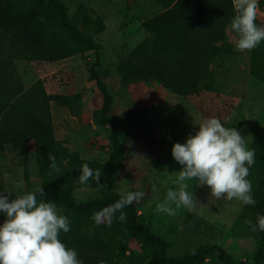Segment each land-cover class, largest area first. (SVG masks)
Here are the masks:
<instances>
[{"label": "rangeland", "instance_id": "obj_1", "mask_svg": "<svg viewBox=\"0 0 264 264\" xmlns=\"http://www.w3.org/2000/svg\"><path fill=\"white\" fill-rule=\"evenodd\" d=\"M57 1L66 7L69 19L78 24L79 30L94 40L98 54L90 51L56 62L15 61L24 87L41 80L47 93L79 94L81 101L68 107L51 103L54 136L66 149L56 161L59 170H52L49 160L38 158L33 143L27 145L24 155L15 154L7 146L0 155V193H12L14 198L63 182L69 184L70 196L79 204L100 196L94 179L86 184L77 181L82 164L101 170L111 152L110 126L96 123L103 100L89 74L98 57L96 74L113 99L109 118L118 124L117 135L123 146L112 192L119 196L129 191L145 193L134 202L138 219L167 243L169 257L181 258L198 247L217 245L238 263L251 259L261 241L245 223L253 221L250 205L235 199L216 200L206 185L191 180L186 182L187 191L196 200L192 210L181 207L175 216L156 212L168 189L178 187L174 181L182 166L171 155L172 145L184 143L188 134L198 131L195 125L210 116L219 118L225 127L236 128L254 151L255 164L248 179L255 200H263L264 148L256 137H264V83L249 73L251 51H237L236 34L228 31L221 46L226 53L217 55L210 65L213 89L198 96L180 98L155 81L123 86L119 64L149 36L142 24L164 9L152 0ZM256 23L264 26L263 9L258 8ZM260 46L264 52V41ZM5 218L0 213V225ZM140 253V245L126 236L119 264H141L144 259ZM203 264L222 263L210 257Z\"/></svg>", "mask_w": 264, "mask_h": 264}, {"label": "trees", "instance_id": "obj_2", "mask_svg": "<svg viewBox=\"0 0 264 264\" xmlns=\"http://www.w3.org/2000/svg\"><path fill=\"white\" fill-rule=\"evenodd\" d=\"M164 9L160 15L145 21L142 26L149 36L118 66L123 86L155 81L180 98H190L211 92L214 73L213 59L226 49L221 46L227 39L228 25L234 16L232 0H152ZM264 10V0H259ZM220 45V46H219ZM98 54L94 40L79 30L69 19L66 7L57 0H0V155L9 146L17 155H24L33 143L40 160L52 154L58 161L66 149L55 139L51 116V103L59 106L78 104L81 96H64L46 92L41 80L24 87L15 61L56 62L85 52ZM250 75L264 83V52L259 45L251 51ZM100 60L96 57L90 67V79L95 82L103 100L97 125L110 126L108 141L111 152L101 167L102 175L95 189L100 195L84 204L70 196L68 183L43 187L46 200L54 201L60 214L66 215L71 230L61 232L59 239L76 250L83 264H119L126 248V236L141 248V264H203L215 257L222 264H264V232L255 231L261 241L260 248L251 259L236 262L223 248L204 245L181 258L167 255V243L152 234L140 223L135 204L123 209L127 219L113 217L96 225L94 212L121 198L112 192L116 173L121 164L123 146L117 135L118 124L109 118L113 99L106 86L97 77ZM72 109V108H71ZM75 109V108H74ZM264 148V137H256ZM264 189V178L262 182ZM39 199V196H38ZM257 213L264 215V196L257 201Z\"/></svg>", "mask_w": 264, "mask_h": 264}, {"label": "clouds", "instance_id": "obj_3", "mask_svg": "<svg viewBox=\"0 0 264 264\" xmlns=\"http://www.w3.org/2000/svg\"><path fill=\"white\" fill-rule=\"evenodd\" d=\"M259 0H233L234 16L228 30L236 34L235 48L239 52L252 51L264 41V26L256 23ZM195 134H188L184 143H174L171 155L181 165L174 181L177 188H169L163 202L157 204L156 212L175 216L181 207L192 210L196 200L187 191L186 181L196 180L207 186L216 200H239L244 205L255 206L253 185L248 179L250 168L255 164V153L250 150L236 128L225 127L219 118L206 117ZM49 167L58 171L56 158L49 154ZM77 181L86 184L94 179L98 185L101 170H93L87 163L81 165ZM145 193L129 191L115 203L96 211L91 216L98 226L113 217L123 222V211L139 202ZM39 196V199H38ZM43 187L21 196L0 193V213L5 220L0 225V264H83L76 250L67 247L59 236L68 233L70 222L54 201L46 200ZM174 205V207H173ZM253 232H264V215L257 213L256 224L246 220ZM99 264H106L100 260Z\"/></svg>", "mask_w": 264, "mask_h": 264}]
</instances>
